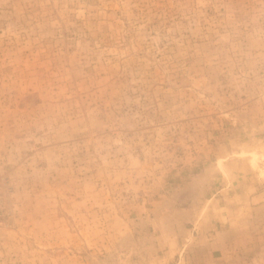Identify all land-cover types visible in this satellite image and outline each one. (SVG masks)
Instances as JSON below:
<instances>
[{"label":"rangeland","instance_id":"rangeland-1","mask_svg":"<svg viewBox=\"0 0 264 264\" xmlns=\"http://www.w3.org/2000/svg\"><path fill=\"white\" fill-rule=\"evenodd\" d=\"M0 264H264V0H0Z\"/></svg>","mask_w":264,"mask_h":264}]
</instances>
